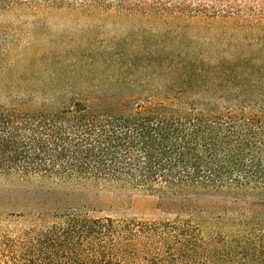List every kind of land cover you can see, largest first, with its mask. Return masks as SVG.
Instances as JSON below:
<instances>
[{"label": "trees", "instance_id": "obj_1", "mask_svg": "<svg viewBox=\"0 0 264 264\" xmlns=\"http://www.w3.org/2000/svg\"><path fill=\"white\" fill-rule=\"evenodd\" d=\"M0 9L175 29L137 39L135 54L125 41L77 57L74 76L90 85L56 95L57 108L25 106L32 98L0 106V179L35 198L0 215L14 221L0 224V264H264V0H0ZM218 23L241 31L247 49L198 53L192 36ZM11 38L0 30V75ZM91 183L156 193L171 216L100 217L68 203L65 189Z\"/></svg>", "mask_w": 264, "mask_h": 264}, {"label": "rangeland", "instance_id": "obj_2", "mask_svg": "<svg viewBox=\"0 0 264 264\" xmlns=\"http://www.w3.org/2000/svg\"><path fill=\"white\" fill-rule=\"evenodd\" d=\"M0 30L13 40L0 75V106L18 104V98H24L25 102L32 98L25 105L31 109L57 108L60 102L56 95L89 87L90 83L79 82L74 76L79 72L73 65L77 57L94 53L103 55L110 47L115 44L119 46L125 41L129 53L135 54L137 51L133 52L132 49L136 40H141L146 34L160 38L166 33L168 39L175 34V29L167 27L166 23L141 17L120 18L100 12L69 10L0 9ZM242 35L241 31L218 23L194 34L192 42L193 46L200 45L197 52L207 57L230 55L236 52V43L247 49L241 44ZM156 40L151 41L154 43ZM29 90L36 93L29 96L26 92ZM17 187L0 179V215H5L9 210L19 211L24 203L34 201L35 198L16 190ZM64 191L68 192V203L85 207L93 216L149 220L171 216L159 206L156 193L95 183ZM11 222L14 221L0 219L2 225ZM20 223L18 221L17 224Z\"/></svg>", "mask_w": 264, "mask_h": 264}]
</instances>
